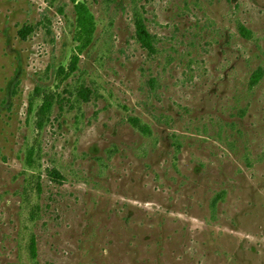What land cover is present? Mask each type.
<instances>
[{
    "label": "rangeland",
    "instance_id": "obj_1",
    "mask_svg": "<svg viewBox=\"0 0 264 264\" xmlns=\"http://www.w3.org/2000/svg\"><path fill=\"white\" fill-rule=\"evenodd\" d=\"M78 2L0 0V264H264V0Z\"/></svg>",
    "mask_w": 264,
    "mask_h": 264
},
{
    "label": "trees",
    "instance_id": "obj_2",
    "mask_svg": "<svg viewBox=\"0 0 264 264\" xmlns=\"http://www.w3.org/2000/svg\"><path fill=\"white\" fill-rule=\"evenodd\" d=\"M74 4L75 8V14L77 18V32L75 36V41L79 44L78 45V52L83 53L84 50L91 45L93 41L94 34L96 32V22L95 17L89 10V8L85 4H81L78 2V0H70ZM136 28H137V34L139 41L141 45L148 50L150 53H155V43L148 32L143 20L141 18H138L136 21ZM239 32L242 37L246 39H250L252 37L251 32L246 29L244 26L239 27ZM79 62V57L74 56L71 60V66H70V72H73L77 64ZM60 72H64V69H61ZM261 80V73H256L252 77L251 84L257 85ZM39 94V90H36ZM54 103V96L51 93H48L44 96L43 104L41 108L39 109L38 115H37V129L43 130L49 121V114L52 111ZM133 124L135 126H139V121L137 119H134ZM143 132H147V129L141 128ZM30 250L33 255V257L37 256V245L35 238H32Z\"/></svg>",
    "mask_w": 264,
    "mask_h": 264
}]
</instances>
